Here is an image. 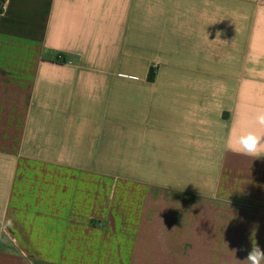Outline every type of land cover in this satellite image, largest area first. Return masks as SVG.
<instances>
[{"label": "crops", "instance_id": "0c3cea01", "mask_svg": "<svg viewBox=\"0 0 264 264\" xmlns=\"http://www.w3.org/2000/svg\"><path fill=\"white\" fill-rule=\"evenodd\" d=\"M260 111L264 0H0V264H241Z\"/></svg>", "mask_w": 264, "mask_h": 264}, {"label": "clouds", "instance_id": "9594fccd", "mask_svg": "<svg viewBox=\"0 0 264 264\" xmlns=\"http://www.w3.org/2000/svg\"><path fill=\"white\" fill-rule=\"evenodd\" d=\"M255 123L261 127H264V111H260L255 116ZM264 137L257 135L255 132H248L245 135L238 137L237 149L240 154L251 156L255 158L264 157ZM239 251L234 249L233 252ZM262 264L264 262V248H261L259 244H255L249 250L242 260L241 264Z\"/></svg>", "mask_w": 264, "mask_h": 264}, {"label": "trees", "instance_id": "16d2710c", "mask_svg": "<svg viewBox=\"0 0 264 264\" xmlns=\"http://www.w3.org/2000/svg\"><path fill=\"white\" fill-rule=\"evenodd\" d=\"M58 61H59V62H63V59H62V57H59V58H58ZM153 75H154V71H153V70H151V71H150L149 78L153 79Z\"/></svg>", "mask_w": 264, "mask_h": 264}]
</instances>
